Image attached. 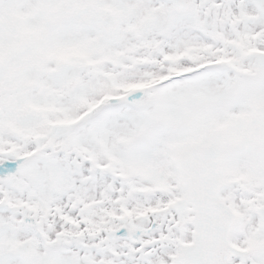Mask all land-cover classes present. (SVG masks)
<instances>
[{"label":"snow or ice","instance_id":"snow-or-ice-1","mask_svg":"<svg viewBox=\"0 0 264 264\" xmlns=\"http://www.w3.org/2000/svg\"><path fill=\"white\" fill-rule=\"evenodd\" d=\"M0 264H264V0H0Z\"/></svg>","mask_w":264,"mask_h":264}]
</instances>
